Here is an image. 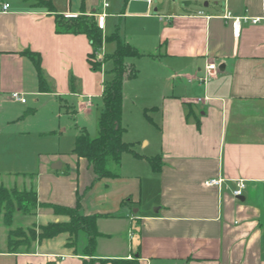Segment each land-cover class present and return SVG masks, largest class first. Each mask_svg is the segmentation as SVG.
Instances as JSON below:
<instances>
[{"label":"crops","instance_id":"1","mask_svg":"<svg viewBox=\"0 0 264 264\" xmlns=\"http://www.w3.org/2000/svg\"><path fill=\"white\" fill-rule=\"evenodd\" d=\"M51 1L54 12L33 7V0H0V95H75L92 106L90 90L102 97L104 85L88 61L91 42L85 34L58 33L55 15H94L102 25L113 15L110 4ZM204 5L156 15L152 2L147 13H131L157 24L131 38L142 53L156 54L136 59L146 89L134 97L149 117L143 109L134 125L125 104L130 81L123 84V138L137 143L139 155L126 153L117 176L101 179L86 159L56 155L36 177L40 203L75 207L80 193L83 213L102 215L95 251L86 252L88 235L80 231L75 245L64 233L12 252L14 227L0 217V264H264V20L243 21L236 36L224 18L228 10L263 17L264 0ZM29 51L40 55L51 92L40 91ZM209 63L217 64V75L202 80ZM71 76L81 80L79 92H71ZM57 161L60 169L52 167ZM214 178L222 184L208 185ZM238 179L247 183L239 198L232 194ZM30 215L38 226L68 220L46 206Z\"/></svg>","mask_w":264,"mask_h":264},{"label":"rangeland","instance_id":"2","mask_svg":"<svg viewBox=\"0 0 264 264\" xmlns=\"http://www.w3.org/2000/svg\"><path fill=\"white\" fill-rule=\"evenodd\" d=\"M105 1L110 4L108 10L113 15L106 18L105 23L102 24L103 44L94 55L96 60L102 62L101 69L94 70V75H96L94 79L97 81L101 75L100 83L102 85L114 78V62L109 58V55L117 48V41L107 40V37L110 38L116 34L131 43V38L141 36L144 33V28L153 30L157 25L153 20L129 13L125 0ZM183 1L163 0L160 3L159 0H153L151 12L156 15H166L187 7L197 11L205 8V1L214 3L215 0H190L189 6H186ZM156 7L157 11L154 10ZM106 57L108 58L105 59ZM137 58H126V63L136 68L138 74L136 77L124 80V82L130 81L127 82L128 97L125 99V104L128 106L127 122H132L133 125L135 124L133 120L137 116L144 115L142 98H135L134 95L137 92L142 95L141 92L146 89L145 74L136 64ZM78 81L82 85L81 80ZM93 81V78H90L89 82ZM91 91L88 92L94 102L92 106L86 107L83 104L87 97L82 101L75 95L43 94L35 96L27 94V103L14 100L11 95H0V158L3 159V164L0 163V185L6 186L8 190H21L24 187H30L33 183L36 184V177L43 164L54 159L56 155L68 157L72 154L79 128L86 127L91 137L99 135V117L103 101L98 91ZM73 108L77 111L74 112ZM131 124L130 126L133 128ZM135 149H139L137 143ZM32 173H35L34 178L30 175ZM31 221L30 214L16 211L12 227L16 228L22 225L23 234L29 235L30 228L39 230L38 225L32 224Z\"/></svg>","mask_w":264,"mask_h":264},{"label":"trees","instance_id":"3","mask_svg":"<svg viewBox=\"0 0 264 264\" xmlns=\"http://www.w3.org/2000/svg\"><path fill=\"white\" fill-rule=\"evenodd\" d=\"M126 4L130 0H125ZM33 7L46 8L54 12V5L51 0H33ZM56 31L58 33L85 34L89 38L92 46L88 54V61L93 70L101 69L102 62L95 59V54L102 47L104 34L101 24L94 15H77L66 17L61 14L55 15ZM107 40L117 41V48L109 55L114 62V78L104 84L102 92L103 108L99 117V135L91 137L86 127L79 128L76 137L75 147L72 152L78 158L86 159L92 165L95 172V179L117 176L118 168L125 153L139 155L135 149L134 142H127L123 138L125 126L122 124L123 114V83L125 78L136 77L138 70L126 63L127 57H141L144 55L155 56L152 53H142L128 41L114 34ZM34 60L40 79V91L51 92L52 88L45 78L41 67V59L38 53L27 52ZM106 57L105 59H107ZM78 79L71 76V92H79ZM73 111L76 112L73 108ZM145 114L149 117L148 110ZM155 170L161 168V163L157 157L149 159ZM34 178L35 173L30 174ZM40 206L50 207L57 215H66L68 220L59 222H49L39 225L38 229L30 228L29 235L23 234L21 226L11 228L9 231L8 246L12 252H17L19 248L28 249L33 240L53 238L60 234H67L68 242L75 245L77 235L84 231L88 235L87 253H93L96 248V239L99 236L97 221L102 216L100 214L86 215L82 209V194H78L75 207L52 203H40L36 184L24 187L21 190H8L6 186L0 185V217L6 225L13 223L14 213L21 211L24 214H33ZM21 232L22 234H19ZM123 263L124 260H115Z\"/></svg>","mask_w":264,"mask_h":264},{"label":"built area","instance_id":"4","mask_svg":"<svg viewBox=\"0 0 264 264\" xmlns=\"http://www.w3.org/2000/svg\"><path fill=\"white\" fill-rule=\"evenodd\" d=\"M153 0H149V4L151 6ZM104 7H108L109 3L107 1L104 0L103 2ZM10 8V4L9 3H4L2 5V10L3 11H8ZM103 15H106L105 13H103ZM224 18L228 21L232 22V26H233V32L236 36L240 35V31L242 28V22L243 21H249L253 24H257L259 22H261L262 20H264V16L263 17H253V16H243V17H237L234 16L232 14L231 11H227L224 15ZM102 26V25H101ZM103 28V27H102ZM218 72V66L216 63H209V65L207 66V73L206 75L202 78V80H205L206 78L209 77H214L217 75ZM11 96L14 100L20 101L22 103L26 102V98L24 97V95L21 92L15 91L11 93ZM223 180L220 178H214V179H209L207 181L208 185H212V186H220L222 184ZM247 187V183L244 179H238L236 180V186L233 188L232 190V194L239 198L243 195L244 190Z\"/></svg>","mask_w":264,"mask_h":264},{"label":"water","instance_id":"5","mask_svg":"<svg viewBox=\"0 0 264 264\" xmlns=\"http://www.w3.org/2000/svg\"><path fill=\"white\" fill-rule=\"evenodd\" d=\"M159 2L162 3L163 0H159ZM183 3L186 6H189L191 4V1L184 0ZM149 7H150L149 0H130L128 4V12L129 13H147L149 11ZM154 10L157 11L158 8L156 7ZM52 167L54 169H60L62 167V162L57 161L53 163Z\"/></svg>","mask_w":264,"mask_h":264}]
</instances>
